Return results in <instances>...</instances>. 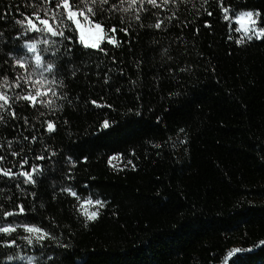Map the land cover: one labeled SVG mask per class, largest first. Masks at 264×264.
<instances>
[{"label": "snow or ice", "instance_id": "6c2138e0", "mask_svg": "<svg viewBox=\"0 0 264 264\" xmlns=\"http://www.w3.org/2000/svg\"><path fill=\"white\" fill-rule=\"evenodd\" d=\"M213 12L218 13L216 22H227L224 39L230 46L264 41V0L259 7L249 0H0V264H63L72 248L71 224L61 226L47 215L40 192L45 179L51 201L67 203L73 220L84 228L98 222L111 204L82 195L90 183L79 182L77 168L89 159L83 155L87 141L76 146L79 155L55 143L60 132L69 140L74 135L63 118L65 108L90 115L88 127L97 130L109 129L118 117H143L146 65L156 69L152 91H163L167 84V102L191 105L199 74L218 72L203 53L196 52L193 59L196 45H189L184 31ZM200 27L195 26L194 37ZM202 27L211 30L213 25L205 21ZM142 34L150 39L141 42ZM73 84L80 90L73 91ZM121 100L130 103L125 107ZM25 108L31 109V119L19 114ZM148 110L155 111L151 104ZM156 119L163 124L165 118ZM10 128L16 132L12 137ZM179 131V143L188 145L190 133ZM151 148L163 155L164 144L151 143ZM126 151L133 157L126 162L118 150L107 156L109 165L121 162V167L112 165L117 173L138 167L133 162L137 150ZM53 173L59 178L52 179ZM95 179L89 175L90 182ZM259 244L264 246V240ZM244 251L233 250L238 254L233 264H243L245 257L239 254Z\"/></svg>", "mask_w": 264, "mask_h": 264}, {"label": "trees", "instance_id": "16d2710c", "mask_svg": "<svg viewBox=\"0 0 264 264\" xmlns=\"http://www.w3.org/2000/svg\"><path fill=\"white\" fill-rule=\"evenodd\" d=\"M261 2L249 0V5L259 7ZM217 15L205 14L184 31L189 45H196L193 59L196 52L203 53L218 72L199 74L191 105L167 102V84L163 91H152L156 69L146 65L143 117H118L109 129L97 130L88 127L90 115L65 108L63 118L74 135L69 140L60 132L55 143L79 155L76 146L87 141L83 155L89 159L77 168L79 182L90 183L82 195L111 204L98 222L84 228L73 220L67 203L51 201L49 180L41 183L47 215L61 226L71 224L75 233L63 264H221L236 248L245 249L239 254L245 257L243 264H264V246L259 244L264 240V41L246 48L230 46L224 39L227 22H216ZM205 21L213 25L211 30L202 27ZM197 25L200 34L194 37ZM175 34L180 35L179 29ZM149 39L140 37L141 42ZM123 55L127 57L126 50ZM71 87L80 90L77 84ZM120 103L126 107L130 100ZM18 112L29 119L33 115L28 108ZM157 115L164 116L163 124ZM181 128L190 133L186 146L178 141ZM15 134L7 130L9 137ZM150 142L164 144L162 156ZM131 148L137 150V169L117 173L112 165L121 167V162L109 165L107 156L118 150L126 162L133 159L126 151ZM89 175L96 179L90 182ZM51 178L59 177L53 173Z\"/></svg>", "mask_w": 264, "mask_h": 264}, {"label": "bare ground", "instance_id": "6f19581e", "mask_svg": "<svg viewBox=\"0 0 264 264\" xmlns=\"http://www.w3.org/2000/svg\"><path fill=\"white\" fill-rule=\"evenodd\" d=\"M230 258V255L228 254L225 259L223 260L222 264H227L228 260Z\"/></svg>", "mask_w": 264, "mask_h": 264}, {"label": "rangeland", "instance_id": "374dc122", "mask_svg": "<svg viewBox=\"0 0 264 264\" xmlns=\"http://www.w3.org/2000/svg\"><path fill=\"white\" fill-rule=\"evenodd\" d=\"M230 253H231V254H230ZM230 253H229V255H230V257H231V256L234 254V252L232 251V252H230ZM221 264H222V263H221Z\"/></svg>", "mask_w": 264, "mask_h": 264}]
</instances>
